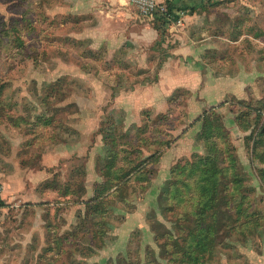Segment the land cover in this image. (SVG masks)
Wrapping results in <instances>:
<instances>
[{
  "label": "rangeland",
  "instance_id": "rangeland-1",
  "mask_svg": "<svg viewBox=\"0 0 264 264\" xmlns=\"http://www.w3.org/2000/svg\"><path fill=\"white\" fill-rule=\"evenodd\" d=\"M220 5L210 18L230 54L221 70H234L232 57L264 61V0ZM72 9L68 0H0V155L15 147L36 208L1 214L0 264H186L197 219L215 233L208 259L189 264H264V165L253 159L264 78L255 99L193 114L190 91H145L157 75L137 69L143 52L127 51L126 65L98 61L94 42H80L98 20L66 15ZM176 23L150 48L154 63ZM25 225L30 242L18 243Z\"/></svg>",
  "mask_w": 264,
  "mask_h": 264
},
{
  "label": "crops",
  "instance_id": "crops-1",
  "mask_svg": "<svg viewBox=\"0 0 264 264\" xmlns=\"http://www.w3.org/2000/svg\"><path fill=\"white\" fill-rule=\"evenodd\" d=\"M68 1L73 9L70 14L66 15L81 17L82 14H86L98 20L95 27H91L87 33L82 34V41H76L86 44L94 42L92 43L94 46L88 50L95 55L98 61L102 60L100 58H107L109 55L105 65H109V62L119 64L122 61L124 63L122 64L126 65L128 62L126 57L129 54L127 51L138 50L143 53L141 57L135 58V63L133 62L138 66L137 69L146 70L148 66H156V81H150L152 85L147 86L145 91L163 89L164 93L169 91V94L177 89L190 91L192 97L189 108L193 114L200 112L194 109L202 110L207 106H216L228 98L246 99L254 97L255 99L258 93L255 88L256 84L260 78H264V72L258 68V65L264 69V61L257 60V57H249L248 60H244L247 56L238 60L232 57V63H229L228 67L233 64L234 70L230 69L223 72L224 70L221 68H224L225 59L230 60V57H227L230 54L227 55L226 53L228 50L225 46L223 26L210 18V14L213 12L219 13L217 9L221 3L224 4L228 1L232 4L235 2L242 3L245 0H158L162 6L166 2L174 5L173 14L178 18L179 24L176 23L168 27L170 37L167 42L162 43L160 53L164 55L161 60L157 56V63H154L155 58L150 56L153 52H149V50L158 41V32L152 26V19H145L142 16L141 18L135 14L133 5L129 0ZM182 7L194 8L195 11L192 13L184 12L180 10ZM100 52L103 53V56H100ZM121 53L122 59L117 56ZM211 58H215L216 62L215 60L212 61ZM197 99L200 100V103H197ZM197 104H200V108ZM14 148L12 146V152L14 150L12 156L0 155L2 160L6 158V162L10 160L7 163L11 165L8 171L0 169V183L4 186L3 194L6 195L3 198L4 206H0V216L7 206L14 210L17 215H20L25 209L33 211L32 213L36 211L34 206L31 207V204H28L27 194L23 193L26 185L32 190L35 184H31L29 175H26L25 170L17 166V153L15 154ZM9 192L11 196H8ZM25 204L27 206H24ZM25 227L26 231L23 234L21 231H17L19 234L18 243L30 242L28 236L32 235V230L28 225ZM257 258L255 264H263L260 261L261 258Z\"/></svg>",
  "mask_w": 264,
  "mask_h": 264
},
{
  "label": "trees",
  "instance_id": "trees-1",
  "mask_svg": "<svg viewBox=\"0 0 264 264\" xmlns=\"http://www.w3.org/2000/svg\"><path fill=\"white\" fill-rule=\"evenodd\" d=\"M164 8H165V12L157 11L153 15V18H152V26L158 32V35L161 41L163 39V35L165 32L164 29L168 26V23H170L171 21L175 22L178 20V18L173 14V10L175 9L174 5H172L170 2H166L164 4ZM180 10L184 12L188 11L189 13H192L195 11L194 8H185V7L180 8ZM261 119H262V116L258 114L256 115L254 120L255 122L256 121L259 122ZM262 128L264 130V127ZM263 137H264V131L261 130L259 131V138L255 140L254 142V156H253V159L258 160V162L262 165H264V153H262L264 152V138ZM259 150H261V152H259ZM203 165L200 163H196L195 169L200 170L201 167L204 168ZM258 171H259V178L262 184H264V168H261ZM106 172H107V169H106ZM202 174L204 173L202 172ZM200 214L201 213H199V215ZM186 216L188 215L186 214ZM196 221H197L196 225L190 228L191 230H187L186 232L187 234L184 240L186 246L183 249V256H186L190 259L188 260L186 264H189L191 261L199 263L201 260L202 261L206 260L207 253L211 254L212 242L208 240L207 238L212 237L215 231H213L214 229L212 228V225H210L209 223H206L205 220L197 219ZM187 222H189V220H187ZM168 237H169V233H168Z\"/></svg>",
  "mask_w": 264,
  "mask_h": 264
},
{
  "label": "built area",
  "instance_id": "built-area-1",
  "mask_svg": "<svg viewBox=\"0 0 264 264\" xmlns=\"http://www.w3.org/2000/svg\"><path fill=\"white\" fill-rule=\"evenodd\" d=\"M138 14L145 19H152L153 15L157 12H165L164 6H162L158 0H129ZM3 193V188L0 185V198Z\"/></svg>",
  "mask_w": 264,
  "mask_h": 264
},
{
  "label": "water",
  "instance_id": "water-1",
  "mask_svg": "<svg viewBox=\"0 0 264 264\" xmlns=\"http://www.w3.org/2000/svg\"><path fill=\"white\" fill-rule=\"evenodd\" d=\"M264 131V130H263Z\"/></svg>",
  "mask_w": 264,
  "mask_h": 264
}]
</instances>
